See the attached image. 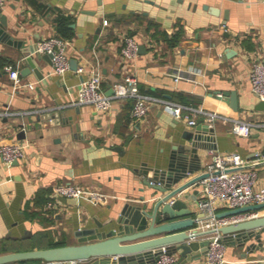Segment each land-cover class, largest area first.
I'll list each match as a JSON object with an SVG mask.
<instances>
[{
	"label": "crops",
	"instance_id": "1",
	"mask_svg": "<svg viewBox=\"0 0 264 264\" xmlns=\"http://www.w3.org/2000/svg\"><path fill=\"white\" fill-rule=\"evenodd\" d=\"M1 10L8 32L23 45L0 40V56L19 69L23 81H35L36 86L15 89L0 65V140L26 145V157L19 163L0 159V239L15 240L21 250L54 242L73 244L81 229L110 226L128 202L152 210L156 194L145 169L167 167L171 155L187 143L184 132L195 130L204 117L189 108L176 117L154 102L146 117L135 119L133 99H116L106 112L72 104L81 76L94 69L101 72L106 93L131 73L144 93L251 121L252 133L241 136L233 132L230 118L219 117L212 139L202 142L248 159L257 151L264 153V110L255 108L260 97L250 77L253 63L264 59L263 0H7ZM58 16L69 19L71 37L58 33ZM51 35L69 41L70 60L79 61L82 73L70 68L57 75L53 63L38 51L32 60L36 65H31L29 47ZM126 35L145 45L130 60L122 55ZM178 73L183 77L177 80ZM226 90H237L238 111L226 100L230 95H223ZM213 91H222L224 98ZM191 119L197 123L191 124ZM211 149H199L198 170L189 178L206 172ZM259 180L264 183V162ZM63 182L103 190L108 198L101 202L88 196L56 197L54 187ZM195 189L198 183L181 197ZM195 197L186 200L201 214L196 206L199 193ZM175 254V264L206 261V254L195 259H187L181 250ZM27 264L68 262L37 259ZM223 264H264V232L244 244L227 243Z\"/></svg>",
	"mask_w": 264,
	"mask_h": 264
},
{
	"label": "water",
	"instance_id": "2",
	"mask_svg": "<svg viewBox=\"0 0 264 264\" xmlns=\"http://www.w3.org/2000/svg\"><path fill=\"white\" fill-rule=\"evenodd\" d=\"M8 24L7 16L2 14L0 9V40L19 44L21 47L23 41L15 40L7 30ZM143 49L145 50V45L140 44L139 50L143 51ZM35 51L36 45H33L26 53L32 66L36 65L35 61H32ZM228 53H233L231 47H228ZM44 57L53 63L52 53H45ZM78 64L77 59H71V68L77 70ZM39 69H37L38 76L42 79L44 75L41 67ZM220 92L222 91H213L212 94L220 98H224L223 95H230L226 100L234 110L238 111L237 90L223 91V95ZM107 93H114L113 87ZM255 108L264 110V100L260 99ZM214 131L215 127L207 123L205 118H201L195 130L184 132L187 143L182 144L171 155L167 167L145 169L148 175L146 181L154 187L156 194L152 210L128 202L122 207L116 220H110V226L99 224L97 227L79 230L78 243L0 253V264L13 262L27 264V261L37 259L46 262L67 261L68 264H152L159 257L164 246L172 252L181 250L187 259H195L207 254L209 240L206 237L201 240L200 237L216 229L197 228L199 220L205 218V215L197 213L186 198L195 197V193H199V190L195 189L192 195L185 194V198L181 197V194L209 174L206 171L189 178L191 173L198 170L199 149L214 147L202 142L212 139L210 133L213 134ZM14 163H19V160H15ZM63 197L77 199V197ZM263 207L264 202L248 204L223 211L219 215H233ZM218 230L223 233V240L226 243L244 244L252 237L260 239V235L264 232V215L230 223L221 226ZM200 245H203L202 249H198Z\"/></svg>",
	"mask_w": 264,
	"mask_h": 264
},
{
	"label": "built area",
	"instance_id": "3",
	"mask_svg": "<svg viewBox=\"0 0 264 264\" xmlns=\"http://www.w3.org/2000/svg\"><path fill=\"white\" fill-rule=\"evenodd\" d=\"M7 0H0L2 9ZM250 2L253 0H243ZM264 1V0H263ZM108 24L109 20L104 19ZM69 41L58 35L44 37L37 42L36 51L41 53H52L53 73L65 75L71 68V60L67 52ZM139 51L138 41L130 35L124 37L122 55L125 60H130ZM5 69L9 72L10 79L15 89L22 87L35 88L36 82L23 81L19 69L12 63L7 64ZM82 73L84 68H78ZM176 79L183 77L178 73ZM251 83L253 91L264 100V59L256 61L252 65ZM114 93L108 94L103 88V76L98 69H94L87 77L80 80L77 95L72 104L94 105L97 110L109 111L116 99H133L134 107L132 116L135 119H142L149 113L151 105L159 102L174 116L183 115L185 108L194 109L204 115L205 121L213 125L219 117L230 118L232 120V130L238 135L249 136L252 133L254 123L243 118H231L222 115L218 111L195 108L181 101H175L162 97H154L144 93L139 86L136 75L128 73L123 81L113 85ZM191 124H196V119L190 120ZM261 125H264L261 124ZM26 157V145L21 142H10L0 140V159L6 164H12L15 160ZM264 162V153L257 151L252 159L244 157L237 151H218L211 149V160L207 165L209 174L198 182L199 197L196 206L205 218L198 222V229H216L206 235L209 240L208 251L205 264H223L226 259L227 243L223 240V233L218 229L230 223L251 219L264 215V207L256 210H249L238 214L220 216L219 213L254 203L264 202V183L259 180V165ZM56 197H80L88 196L97 201H104L108 194L103 190L92 188L86 185L63 182L54 187ZM53 205L52 202L49 203ZM55 205V204H54ZM177 256L175 252L163 247L159 257L152 264H175ZM48 263V262H47Z\"/></svg>",
	"mask_w": 264,
	"mask_h": 264
},
{
	"label": "trees",
	"instance_id": "4",
	"mask_svg": "<svg viewBox=\"0 0 264 264\" xmlns=\"http://www.w3.org/2000/svg\"><path fill=\"white\" fill-rule=\"evenodd\" d=\"M56 23V27H57V31L59 34L63 35L65 38H69L73 35V29L71 28L70 24H69V19H67L65 16H58L57 19L55 20ZM11 62H9L8 58H5L3 56H0V65L1 66H6L7 64H10ZM44 193V192H43ZM43 193L39 195H41V197H43ZM46 199V198H44ZM36 213H31V216L35 215ZM64 243L62 242H54L49 244L48 247L51 246H57V245H63ZM22 248L19 246V244H17L15 242V240L11 239V238H4V239H0V253H4V252H10V251H19ZM9 264V263H7Z\"/></svg>",
	"mask_w": 264,
	"mask_h": 264
}]
</instances>
